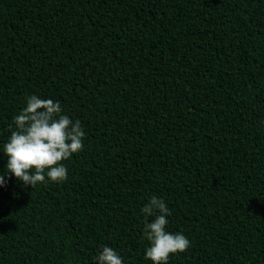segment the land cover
Masks as SVG:
<instances>
[{
	"label": "trees",
	"instance_id": "obj_1",
	"mask_svg": "<svg viewBox=\"0 0 264 264\" xmlns=\"http://www.w3.org/2000/svg\"><path fill=\"white\" fill-rule=\"evenodd\" d=\"M33 94L84 148L66 181L5 175L0 264H152L153 195L190 241L168 264H264V0H0V175Z\"/></svg>",
	"mask_w": 264,
	"mask_h": 264
},
{
	"label": "clouds",
	"instance_id": "obj_2",
	"mask_svg": "<svg viewBox=\"0 0 264 264\" xmlns=\"http://www.w3.org/2000/svg\"><path fill=\"white\" fill-rule=\"evenodd\" d=\"M8 127L11 134L2 151L7 157L6 172L0 175V186L6 184L5 175L14 176L24 187H35L46 178L52 182L67 180L68 169L62 162L83 150L86 133L79 119L73 121L63 114L59 101L35 94L26 97V106L13 116ZM140 212L145 219L144 238L149 242L146 260L168 264L171 255L189 249L190 241L183 233L166 230L171 211L162 198L151 196ZM149 217L154 219L149 222ZM95 261L123 264V258L109 246H103Z\"/></svg>",
	"mask_w": 264,
	"mask_h": 264
}]
</instances>
